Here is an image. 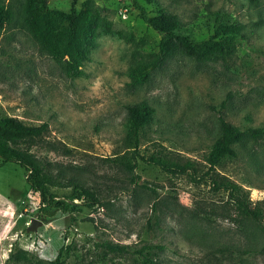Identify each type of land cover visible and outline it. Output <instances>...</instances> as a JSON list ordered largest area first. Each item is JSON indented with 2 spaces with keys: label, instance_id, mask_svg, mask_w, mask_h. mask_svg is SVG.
Wrapping results in <instances>:
<instances>
[{
  "label": "rangeland",
  "instance_id": "374dc122",
  "mask_svg": "<svg viewBox=\"0 0 264 264\" xmlns=\"http://www.w3.org/2000/svg\"><path fill=\"white\" fill-rule=\"evenodd\" d=\"M83 1L99 8L112 30L89 39L90 59L71 77L33 37L28 0H0L12 12L0 30V116L47 122L30 151L58 180L45 183L46 197L55 195L47 202L31 189L28 169L0 166V264H52L61 247L64 264H133L129 255L103 258L99 239L161 243L160 264H264V232L229 209L225 193L141 158L134 181L113 161L134 145L126 105L143 100L154 110L138 131L144 156L159 143L204 162L219 134V110L238 128L264 126V0H139L150 14L176 13L191 39L210 34L215 13L242 23L226 59L194 58L176 45L141 83L132 81V69L152 60L160 35L131 0H77V9ZM45 3L62 11L71 6ZM233 147L236 154L217 168L248 188L264 211V133L245 135ZM73 181L100 200L69 199ZM64 200L67 209L59 205ZM31 218L40 220L33 230Z\"/></svg>",
  "mask_w": 264,
  "mask_h": 264
},
{
  "label": "trees",
  "instance_id": "16d2710c",
  "mask_svg": "<svg viewBox=\"0 0 264 264\" xmlns=\"http://www.w3.org/2000/svg\"><path fill=\"white\" fill-rule=\"evenodd\" d=\"M77 0H71L69 11L48 8L45 0H28L27 23L33 37L41 47L56 61L61 63L67 75L74 77L82 73L81 65L84 60L90 59L89 39L98 32H110L112 23L89 1H83L79 9L76 8ZM255 2L256 0H250ZM137 10V15L149 27L160 35L159 47L152 60L132 69L131 77L134 83H141L148 73L157 67L164 57L176 45L182 51L199 59H226L227 55L237 44L242 23L229 14H214V24L210 34L201 39H191L181 32L180 18L176 13L161 10L150 14L139 0H131V5ZM12 20L9 7L0 2V30L4 23ZM221 107H224L222 102ZM129 127L132 129L135 140L131 149L113 158V161L122 169L132 173L135 181L138 177L134 174L137 158L147 163L157 165L165 172L178 175L186 174L195 184L207 183L210 191L223 192L226 203L236 215L250 219L261 231L264 232V211L253 204L250 191L241 183L222 173L217 165L227 157L234 156L236 151L234 143L242 140L245 135L259 136L264 133V126L241 129L234 126L224 115L218 111L219 134L210 147L204 162L181 156L179 153L168 150L162 144L144 156L138 152V131L147 125L154 110L146 101L126 105ZM47 122H25L14 115L0 116V166L6 162H15L29 170L26 180L33 191H38L41 200L50 202L54 194L46 197L45 183H56L55 178L49 173L48 164L36 159L30 151L46 132ZM59 183V182H57ZM87 196L92 201H99L97 194L82 183L73 181L72 192L69 199ZM62 209H67V201L59 202ZM101 249L103 258L110 254L129 255L133 264H160L159 253L165 246L158 242H142L140 244L119 243L109 239L95 241ZM65 248H60L52 264H64L60 255Z\"/></svg>",
  "mask_w": 264,
  "mask_h": 264
},
{
  "label": "water",
  "instance_id": "95a60500",
  "mask_svg": "<svg viewBox=\"0 0 264 264\" xmlns=\"http://www.w3.org/2000/svg\"><path fill=\"white\" fill-rule=\"evenodd\" d=\"M40 222V220L36 219V218H31L30 219V223L28 226V229L33 230L35 229L36 225Z\"/></svg>",
  "mask_w": 264,
  "mask_h": 264
}]
</instances>
